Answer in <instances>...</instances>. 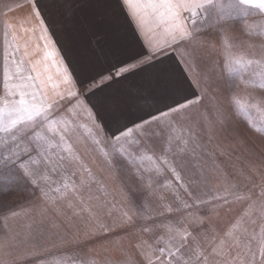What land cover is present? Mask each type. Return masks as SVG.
<instances>
[{"label": "snow or ice", "instance_id": "1", "mask_svg": "<svg viewBox=\"0 0 264 264\" xmlns=\"http://www.w3.org/2000/svg\"><path fill=\"white\" fill-rule=\"evenodd\" d=\"M51 6L73 17L77 9L87 8L98 33L123 17L139 49L130 52V42L120 32L111 41L97 39V60L109 66L95 75H75L50 30L53 25L46 9ZM17 11L24 14L14 15ZM253 14L264 17V0H18L0 4V216L23 214L6 207L7 199L19 194L29 210L32 200L39 201L36 216L41 218L37 227L6 243L0 241V249H19L11 261L0 260V264H51L44 258L48 246L38 240L43 238V217L49 209L87 214L81 216L83 230L58 236L57 248L107 253L110 245L122 254L118 260L105 255L76 264H264V226L256 233L238 219L220 232L207 221L208 212L216 209L200 211L217 201L228 205L232 196L247 203L246 216L258 211L264 219V190L258 199L242 191L230 177L247 178L244 170L222 171L211 156V166L197 164V137L186 123L194 107H206L201 102L207 90L219 87L202 73L199 81L193 79L194 69L199 68L198 53L205 47L215 50L206 39L212 30L222 35L228 75L236 77L231 86L242 81L264 89V45L258 58L255 53H237L233 49L242 45L229 43L224 27L237 18L247 25ZM21 32L33 34L41 59H29L35 51L29 50V41H22ZM247 32L264 38V25ZM37 40L43 42L42 48ZM248 71L251 81L242 75ZM133 76L139 77L134 88H112ZM192 85L199 91L192 92ZM262 104L264 99L252 104L235 101L240 116L264 135V125L258 126L250 115L252 108ZM228 118L222 108L215 109L221 126ZM80 128L86 130L110 170L123 169L136 178L135 187L124 184L115 203L92 193L95 177L74 146ZM77 172L79 183L74 179ZM209 172L218 173L225 188L206 199L200 186L207 184ZM165 190L172 193L171 198ZM138 191L143 195L138 196ZM104 195H108L106 190ZM149 198L159 201L151 211L145 207ZM117 205L119 210L113 211Z\"/></svg>", "mask_w": 264, "mask_h": 264}, {"label": "rangeland", "instance_id": "2", "mask_svg": "<svg viewBox=\"0 0 264 264\" xmlns=\"http://www.w3.org/2000/svg\"><path fill=\"white\" fill-rule=\"evenodd\" d=\"M15 2H18V0H0V4H14ZM14 15H16V12ZM260 25H264V17H260L258 14L250 15L247 18V25H245L243 18H237L225 24L224 27L229 37L228 42L242 45V48H234L233 51L238 53L242 50L249 55L255 53V57L258 58L261 54L260 46L264 45V38L255 34L249 35L247 29H253L254 33ZM206 39L215 46V50L205 47L198 53L197 63L199 68L194 69L196 74L193 79L199 81L202 73L210 78L212 82L217 83L219 87L216 91L207 90L205 99L201 102L206 107L200 105L194 107L186 121L196 134L198 141L194 160L197 164L203 162L206 166H211L212 160L209 159V156H211L216 160L222 171L235 173L236 170L243 169L247 178L233 175L230 179L233 183H238L242 191L248 192L258 199L259 194L264 190V135L252 129L247 119L240 116L238 109L235 107V101L240 100L242 103L252 104L257 100L264 99V89L252 86L250 83L246 85L242 81H237L234 87L231 86V82L236 80V77L235 75L231 77L228 75L225 55L221 51L223 41L220 31L218 29L210 31ZM249 44L254 45V47L249 48ZM242 75L245 80L251 81L253 79L250 71L244 72ZM191 91L197 92L199 90L195 85H192ZM217 107L228 113L229 118L223 126L217 123L215 119V109ZM250 115L253 122L258 126L264 125V104L252 108ZM77 137L74 146L78 157L92 170L95 177L92 184L94 195L115 203L120 198L118 192L124 184L131 187L137 185L136 178L123 169L117 173L108 168L95 145L92 142H85L91 141L85 129L80 128ZM156 144L159 147L160 141L157 140ZM218 175V173L209 172L207 184L200 186L204 198L210 199L213 192L222 193L224 191V181L219 179ZM86 176L87 174H85ZM79 178L80 173L77 172L74 177L77 183H79ZM97 189L100 191H97ZM105 190L108 193L107 196L104 195ZM165 194L170 198L172 196V193L167 190H165ZM140 195H143V193L138 191V196ZM158 202L149 198L145 201V207L151 211L157 206ZM31 203L32 209L29 210L27 202L19 194L7 199L6 207L21 211L23 214L17 217L8 215L7 218L0 216V241L6 243L10 237L22 234L28 231L30 227H37L41 219L36 216V213L40 211L37 207L39 201L32 200ZM119 207L117 205V208L113 211H118ZM205 208L216 209L208 212L207 221L210 222V228L220 232L226 230L238 219L245 228L254 229L256 233H259L261 226H264V219L261 218L258 211H253L246 216L247 203L236 200L232 196H229L228 205L217 201L203 206L200 210L201 214H203ZM86 215V213L81 214V216ZM81 216H75L71 210L67 209L63 212L48 210L43 217V238H38L40 243L48 246V252L44 258L50 261L51 264H56L57 261H61L62 264H76V262L85 258L90 261L94 257L103 258L105 255L111 259H121V252L110 245L107 253L103 251L88 253L87 249L76 251L67 247H56L58 236L70 235L77 229L83 230L85 225ZM129 251L132 250L129 249ZM18 252L19 249L16 247H4L0 249V260L11 261Z\"/></svg>", "mask_w": 264, "mask_h": 264}, {"label": "crops", "instance_id": "3", "mask_svg": "<svg viewBox=\"0 0 264 264\" xmlns=\"http://www.w3.org/2000/svg\"><path fill=\"white\" fill-rule=\"evenodd\" d=\"M27 12V9H24ZM53 25L50 30L53 32L57 46L61 54L64 56L69 67L74 68L75 75L84 76L95 75L97 72L104 71L109 65L97 60L96 57V41L103 38L111 41L117 32L122 35L126 34L130 42V52L139 49L138 43L132 39V32L127 22L120 17L119 20H114L105 32L98 33L93 23V18L87 8L77 9V15L73 17L71 14L64 16L56 6H51L46 9ZM24 13L17 11L16 16L23 15ZM98 33V34H97ZM19 35L22 41H29V50L35 51V44L32 42L33 34L31 32H21ZM38 36V33L35 34ZM43 46L42 41H36ZM174 60V55L169 54ZM42 58V51H35V54L29 59L36 61ZM120 59H127V56H119ZM115 62V61H113ZM43 66V65H41ZM139 77H129L127 80L120 83L113 84V89L129 90L135 87L138 83ZM91 140V139H90ZM91 143L92 141H85ZM93 144V143H92Z\"/></svg>", "mask_w": 264, "mask_h": 264}]
</instances>
